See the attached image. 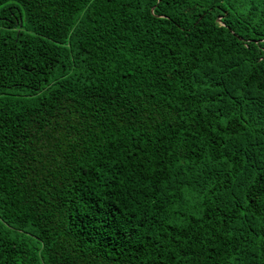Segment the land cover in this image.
<instances>
[{"label": "trees", "instance_id": "16d2710c", "mask_svg": "<svg viewBox=\"0 0 264 264\" xmlns=\"http://www.w3.org/2000/svg\"><path fill=\"white\" fill-rule=\"evenodd\" d=\"M0 264H264V0H0Z\"/></svg>", "mask_w": 264, "mask_h": 264}]
</instances>
